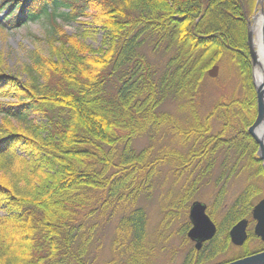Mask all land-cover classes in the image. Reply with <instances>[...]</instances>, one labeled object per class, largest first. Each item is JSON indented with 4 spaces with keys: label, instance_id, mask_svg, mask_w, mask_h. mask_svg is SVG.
<instances>
[{
    "label": "trees",
    "instance_id": "obj_1",
    "mask_svg": "<svg viewBox=\"0 0 264 264\" xmlns=\"http://www.w3.org/2000/svg\"><path fill=\"white\" fill-rule=\"evenodd\" d=\"M258 2L0 0L12 27L43 18L50 23L49 53L30 51L27 81L0 72V97L16 98L0 101V264H95L113 220L105 264H151L154 245L138 201L151 195L165 168L174 185L184 182L164 205L163 223L181 216L217 152L224 151L228 175L245 157L264 173L248 131L257 116L248 22ZM81 18L104 29L101 47L65 32L63 22ZM147 48L168 54L162 69ZM214 65L222 76L233 74L203 114ZM166 103H176V112L164 110ZM33 114L46 121L35 122ZM142 137L148 141L139 147ZM250 190L228 207L213 239L200 250L190 247L183 264H203L229 249L230 227L249 214L252 220ZM190 226L188 218L185 234ZM248 234L229 260L264 249L253 230Z\"/></svg>",
    "mask_w": 264,
    "mask_h": 264
},
{
    "label": "rangeland",
    "instance_id": "obj_2",
    "mask_svg": "<svg viewBox=\"0 0 264 264\" xmlns=\"http://www.w3.org/2000/svg\"><path fill=\"white\" fill-rule=\"evenodd\" d=\"M260 8L259 6L251 17L252 26L255 25L256 16L262 14ZM5 13L6 10L0 12V72L12 74L18 77L21 82H25L28 79L26 65L29 62L30 51L39 50L47 55L49 53V43L46 37L50 23L46 18H43L37 21H28L21 26L12 27L7 24L4 19ZM15 13H20V8H16ZM62 24L68 35L78 36L80 40L94 48L102 46L105 31L100 25L93 22L91 18L86 20L81 18L80 21H66ZM253 34L254 41H256L257 34L256 32ZM146 52L149 58L160 66L161 69L164 67L168 54H165L163 51L154 52L149 48L146 49ZM256 68L257 67L253 66V79ZM228 73L232 75L233 71L229 70ZM228 73L225 72L226 75L222 76V71L219 67L218 75L212 77L208 71L209 79L205 82L203 92L205 95L204 106L202 108L203 114L209 112L214 105V100H216L220 93H225L226 85L223 84V81L228 82L230 80L231 76L228 78ZM217 78L220 80L217 81ZM0 101L15 102L16 98L0 97ZM162 108L164 110L176 112V103H166ZM32 118L38 123L46 121L45 118L38 114H33ZM3 122L5 123V118L3 115H0V125ZM10 122L18 129L23 127V124L15 119H10ZM219 130L220 124L214 120L213 131L218 132ZM147 141V137H142L137 140V145L139 147L144 146ZM222 152L224 151L217 152L218 157L216 163L212 167L211 173L201 181L195 197L189 201L188 204L185 203L181 206L179 210L181 216L171 219L167 221V223H163L166 217L164 205L170 204V202L173 201L184 182V180H179V182L174 185L172 176H168L166 172L167 168H165L162 175L158 177L156 187L151 195L148 197L144 196L138 201L139 205L143 206L146 210L147 234L151 245H154V254L151 257V264H183L190 247L194 245L187 234L183 232L184 223L186 219L189 218V203L191 205L194 200H199L207 204L208 211L212 214V217L218 224L217 226H219L220 222L223 221V216L228 207L247 186L251 187L250 191L252 194H249H251L250 201H252L253 204H256L258 200L264 197V173L258 172L257 167L253 165L254 162H250L249 164L246 159L247 157H245L238 162L236 172L234 171L231 175H228L229 166L223 168V165H221L224 159ZM20 153L24 154V152ZM231 153L232 156L229 158L228 162L233 166L236 162V158L233 157L234 152ZM253 189L254 191L252 192ZM186 205H188V207H186ZM177 209L178 207H176L175 210ZM250 211L251 210H249V212ZM3 213L4 212L1 211V214ZM115 222L116 220H113L107 225L103 235V245L99 250V255L95 264H105V262L112 257L111 240L114 235ZM249 230H253V223L251 220ZM224 236V233H222L221 238ZM257 243L258 242L254 240L251 242L250 246L254 247ZM238 247L237 245L231 244L227 251L218 253L215 258L203 264H221L229 261V259L241 252V249Z\"/></svg>",
    "mask_w": 264,
    "mask_h": 264
},
{
    "label": "water",
    "instance_id": "obj_3",
    "mask_svg": "<svg viewBox=\"0 0 264 264\" xmlns=\"http://www.w3.org/2000/svg\"><path fill=\"white\" fill-rule=\"evenodd\" d=\"M261 13L264 15V0H260ZM248 44L252 58L253 66L260 64L259 55L255 47L254 31L252 27V19L249 20ZM261 43L264 46V17L260 30ZM219 73V66L214 65L209 69L212 77ZM254 83L257 92V116L254 123L249 127L248 131L258 144L257 156L263 163L264 167V81L258 83L254 73ZM252 216L256 220L254 232L264 241V197L260 199L252 210ZM189 219L192 223L191 228L187 232L188 237L195 242V247L201 249L203 243L214 238L217 233V225L207 213V204L194 200L190 206ZM249 219L243 218L236 222L230 229L229 235L234 245L243 246L248 239ZM221 264H264V251L253 253L244 257L230 260Z\"/></svg>",
    "mask_w": 264,
    "mask_h": 264
},
{
    "label": "bare ground",
    "instance_id": "obj_4",
    "mask_svg": "<svg viewBox=\"0 0 264 264\" xmlns=\"http://www.w3.org/2000/svg\"><path fill=\"white\" fill-rule=\"evenodd\" d=\"M264 15H258L256 16V21H255V25H253V31L256 32L257 37H256V41H255V47L257 49L258 52V57H259V62L260 64L257 65L256 67V80L258 83L263 82L264 81V46L261 43V38H260V30H261V23H262V19H263Z\"/></svg>",
    "mask_w": 264,
    "mask_h": 264
},
{
    "label": "flooded vegetation",
    "instance_id": "obj_5",
    "mask_svg": "<svg viewBox=\"0 0 264 264\" xmlns=\"http://www.w3.org/2000/svg\"><path fill=\"white\" fill-rule=\"evenodd\" d=\"M210 215V214H209ZM252 223H253V232H254V227H255V224H256V220L253 218V216H252ZM217 224V223H216ZM249 224H250V219H249ZM248 228H249V226H248ZM217 231H218V226H217ZM254 234H255V232H254ZM256 235V234H255ZM230 236V235H229ZM257 236V235H256ZM257 238H258V240L259 241H261V242H264L259 236H257ZM210 241V240H209ZM208 242V241H207ZM192 243L194 244V246H195V242L194 241H192ZM206 242H204L203 243V245L205 244ZM261 251H264V249L263 250H260V251H258V252H261ZM255 253H257V252H255Z\"/></svg>",
    "mask_w": 264,
    "mask_h": 264
}]
</instances>
